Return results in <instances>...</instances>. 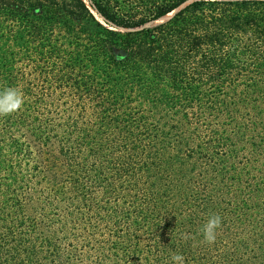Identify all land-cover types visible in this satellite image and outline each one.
<instances>
[{
	"label": "trees",
	"instance_id": "obj_1",
	"mask_svg": "<svg viewBox=\"0 0 264 264\" xmlns=\"http://www.w3.org/2000/svg\"><path fill=\"white\" fill-rule=\"evenodd\" d=\"M9 88L0 264H264V0H0Z\"/></svg>",
	"mask_w": 264,
	"mask_h": 264
},
{
	"label": "clouds",
	"instance_id": "obj_2",
	"mask_svg": "<svg viewBox=\"0 0 264 264\" xmlns=\"http://www.w3.org/2000/svg\"><path fill=\"white\" fill-rule=\"evenodd\" d=\"M4 95L9 99L15 98L16 102L13 106L8 108L0 107V115H7L10 112L19 109L24 102L22 92L17 88L7 89ZM222 219L223 218L218 214H211L208 216L207 221L200 228V232L205 241L208 243L215 241L217 230L222 225ZM172 261L175 262V264H181L183 261V256L179 254L173 255Z\"/></svg>",
	"mask_w": 264,
	"mask_h": 264
},
{
	"label": "rangeland",
	"instance_id": "obj_3",
	"mask_svg": "<svg viewBox=\"0 0 264 264\" xmlns=\"http://www.w3.org/2000/svg\"><path fill=\"white\" fill-rule=\"evenodd\" d=\"M169 18H165V19H162V20H160L159 22H157V23H160V22H164V21H166V20H168ZM157 23H155V24H157ZM154 25V24H153Z\"/></svg>",
	"mask_w": 264,
	"mask_h": 264
}]
</instances>
